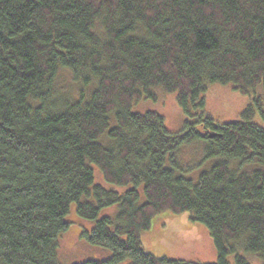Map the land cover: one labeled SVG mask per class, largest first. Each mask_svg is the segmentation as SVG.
<instances>
[{
    "label": "trees",
    "instance_id": "16d2710c",
    "mask_svg": "<svg viewBox=\"0 0 264 264\" xmlns=\"http://www.w3.org/2000/svg\"><path fill=\"white\" fill-rule=\"evenodd\" d=\"M61 72L76 95L58 88ZM213 84L252 98L242 120L208 113ZM156 89L177 96L181 132L159 112L133 110L157 100ZM257 112L264 119V0H0V264H63L59 238L73 202L95 221L82 237L113 253L75 264H212L144 248L142 235L164 212L209 228L213 264H252L248 255L264 264ZM191 144L200 152L184 157ZM95 165L128 190L96 184ZM114 205L115 217H100Z\"/></svg>",
    "mask_w": 264,
    "mask_h": 264
},
{
    "label": "rangeland",
    "instance_id": "374dc122",
    "mask_svg": "<svg viewBox=\"0 0 264 264\" xmlns=\"http://www.w3.org/2000/svg\"><path fill=\"white\" fill-rule=\"evenodd\" d=\"M57 84L60 91L64 93L75 94L79 88L69 72H61ZM156 92L158 95L157 100H143L135 104L133 110L138 113L159 112L165 117L169 131L181 132L187 116L179 106L177 96L165 93L161 89H156ZM205 96L208 113L221 122L242 120V112L252 103V98L249 95L242 94L234 89L232 85L213 84ZM253 121L264 126V119L259 112H257ZM182 152L184 157L191 158L193 153L200 152V148L198 144L185 145ZM187 152L191 154L188 156ZM196 163H198V158ZM93 167L96 184H101L107 189H114L120 193H125L128 190L127 186H115L106 182L100 169L96 165ZM208 167L206 164L199 166L196 170L194 169L195 171L191 174V177L197 181L201 172L207 170ZM140 191V203H142L145 202L143 186H141ZM83 200L96 203V200L92 197ZM118 212V205L106 207L101 210L100 217H115ZM65 220L70 224L69 229L59 238L58 248L59 260L63 264L82 263L88 260H105L112 257L111 250L94 245L82 237V231L84 229L90 231L95 226V221L82 219L78 215L77 202L72 203ZM142 242L144 248L157 257L212 264L218 262L217 248L209 228L204 223L191 220L190 214L186 212L178 214L164 212L157 215L153 219L151 228L142 235ZM247 257L252 264H262L263 262L256 255H248ZM230 259L234 262L233 256ZM124 264L133 263L127 261Z\"/></svg>",
    "mask_w": 264,
    "mask_h": 264
}]
</instances>
